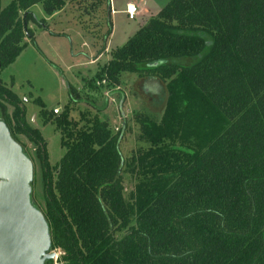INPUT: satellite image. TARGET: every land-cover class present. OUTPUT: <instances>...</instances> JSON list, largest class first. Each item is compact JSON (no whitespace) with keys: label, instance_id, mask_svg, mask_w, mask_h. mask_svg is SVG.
I'll use <instances>...</instances> for the list:
<instances>
[{"label":"trees","instance_id":"trees-1","mask_svg":"<svg viewBox=\"0 0 264 264\" xmlns=\"http://www.w3.org/2000/svg\"><path fill=\"white\" fill-rule=\"evenodd\" d=\"M39 1L47 14L63 4L0 8V71L31 39L28 8ZM183 58L194 61L183 67ZM142 64L166 100L157 123L135 116L148 147L126 166L120 133L102 121L79 126L64 109L54 119L64 152L50 168L20 100L0 83L10 138L15 130L36 148L49 249L66 264H264V0H168L101 73L115 81ZM122 171L137 179L130 201Z\"/></svg>","mask_w":264,"mask_h":264},{"label":"rangeland","instance_id":"rangeland-1","mask_svg":"<svg viewBox=\"0 0 264 264\" xmlns=\"http://www.w3.org/2000/svg\"><path fill=\"white\" fill-rule=\"evenodd\" d=\"M62 1L59 9L48 14L41 1L28 8L34 20L26 24L31 39H22L25 48L11 65L0 71V83L20 100L24 122L38 131L50 168L64 152L54 126V119H59L64 109L68 111V119L79 126L102 121L112 133H120L119 150L126 166L138 150L148 147L137 141L135 116H147L157 123L164 110L165 86L145 73L147 65H136L133 73H121L115 81L106 79L101 68L109 61L111 52L155 17L168 0ZM9 2L0 0V8ZM126 4L135 6L133 21L127 20L123 11H112L123 10ZM22 16L23 11H18L19 19ZM192 61L193 58H183L177 64L187 67ZM11 112L12 108L4 104L0 122L3 123V115L9 117ZM10 134L31 166L29 203L41 215L44 203L36 148L15 130ZM125 171L121 194L124 201H130L137 179ZM124 235V231L118 232L114 238L119 240ZM50 253L55 254L51 264H66L59 249L48 246L45 254Z\"/></svg>","mask_w":264,"mask_h":264},{"label":"water","instance_id":"water-1","mask_svg":"<svg viewBox=\"0 0 264 264\" xmlns=\"http://www.w3.org/2000/svg\"><path fill=\"white\" fill-rule=\"evenodd\" d=\"M31 166L0 122V264H43L53 254L46 224L29 203Z\"/></svg>","mask_w":264,"mask_h":264},{"label":"built area","instance_id":"built-area-1","mask_svg":"<svg viewBox=\"0 0 264 264\" xmlns=\"http://www.w3.org/2000/svg\"><path fill=\"white\" fill-rule=\"evenodd\" d=\"M124 13L126 14L128 20H132L135 14V6L133 4H126L124 8ZM50 254H53V256H55L54 253Z\"/></svg>","mask_w":264,"mask_h":264},{"label":"crops","instance_id":"crops-1","mask_svg":"<svg viewBox=\"0 0 264 264\" xmlns=\"http://www.w3.org/2000/svg\"><path fill=\"white\" fill-rule=\"evenodd\" d=\"M125 8V7H124ZM137 8V7H136ZM112 11H115V13H121V11H123L124 12V9L123 10H120L119 8L117 9V10H112ZM127 18V17H126ZM128 20V19H127ZM129 21H133V19L132 20H129Z\"/></svg>","mask_w":264,"mask_h":264}]
</instances>
